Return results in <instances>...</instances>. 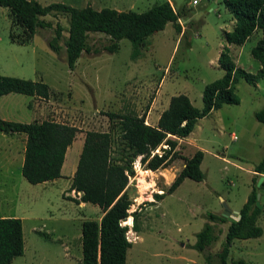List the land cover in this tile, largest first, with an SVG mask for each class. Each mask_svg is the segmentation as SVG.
I'll use <instances>...</instances> for the list:
<instances>
[{
  "label": "rangeland",
  "instance_id": "rangeland-1",
  "mask_svg": "<svg viewBox=\"0 0 264 264\" xmlns=\"http://www.w3.org/2000/svg\"><path fill=\"white\" fill-rule=\"evenodd\" d=\"M35 1L41 5L63 3L75 8L89 5L95 10L142 12L161 0ZM170 2L175 11L183 5L189 9L187 16L178 19L182 34L166 23L161 31L146 38L140 55L131 58L128 40H119L117 50L108 52L103 49L107 38L98 32L89 33L87 51L81 52L72 69L65 63V31L58 41V53L47 44L53 36L51 29H37L26 44L11 42L8 32L19 39L21 30L10 23L7 10L0 7V75L42 81L50 89L48 99L17 93L4 96L12 110L9 120L29 122L31 111L24 105L28 99L34 121L53 120L75 127L74 140L66 151L65 175H69L67 165L76 163L85 131L108 130L107 113L144 115L150 124L177 94L185 95L200 110L204 85L223 75L217 57L226 45L222 31H229L233 20L221 0H212L210 9L206 0L197 4L191 0ZM44 19L66 28L64 16ZM259 37L257 31L241 45H226L235 65L249 73L259 68L250 55ZM233 92L237 104H224L196 121L187 135L193 147L186 148L175 138L179 144L168 166L150 171L134 161V175L127 184L131 201L128 213L138 212L134 226L132 220L123 225L131 244L125 264H204L205 252L213 255L219 251L228 221L214 224L217 238L205 252L191 248L195 234L207 221L208 213L222 214V204L231 210L244 203L252 187L251 178L257 181L260 176L251 174L252 166L264 153V126L253 117L264 105V77L255 85L239 78ZM5 135L0 139V149L13 155L5 159L0 151V216L21 218L23 236V254L9 264H80L81 223L99 221L101 210L90 203H77L78 194L68 191L65 180L57 186L28 183L18 170L15 138ZM196 148L203 151L199 165L203 179L185 178L173 192L154 201L153 195L166 190L183 159ZM258 201L261 213L256 225L262 234L233 239L227 263L241 258L246 264H264V193Z\"/></svg>",
  "mask_w": 264,
  "mask_h": 264
},
{
  "label": "trees",
  "instance_id": "trees-1",
  "mask_svg": "<svg viewBox=\"0 0 264 264\" xmlns=\"http://www.w3.org/2000/svg\"><path fill=\"white\" fill-rule=\"evenodd\" d=\"M221 3L233 20L232 28L222 31L226 45H241L254 32H260V37L250 49L251 57L259 64L258 70L249 73L236 66L225 45L217 57L223 75L204 85L200 110L193 107L185 95L177 94L170 97L155 125L145 123L144 115L109 112L107 131H85L68 191L78 194L77 203L96 205L102 215L99 221L84 220L81 223L80 264H125L126 251L131 244L123 225L131 216L134 226L138 212L128 213L131 201L127 184L129 177L134 175V161L138 160L145 170L165 168L175 157V138L186 137L196 121L213 110L224 104L238 103L233 89L239 78L255 85L264 77V0H221ZM0 7L7 10L10 23L21 30L19 39L11 31L8 32L11 42L26 44L37 29H51L53 36L47 44L51 51L58 53V41L65 31L62 46L68 69L73 68L82 51H87L89 33L103 34L107 38L103 49L108 52L117 50L119 40H128L131 44L130 56L136 58L146 38L161 31L166 23H170L173 30L180 33L178 19L189 13L184 5L179 10H173L167 0H161L142 12L111 8L95 10L89 5L75 8L63 3L41 5L35 0H0ZM58 15L66 18V28L57 22L52 25L50 20L44 19L46 16L55 18ZM8 93L48 99L50 89L42 81L0 75V96ZM253 117L264 126V105L253 113ZM0 132L25 135L20 174L28 183L39 184L61 177L64 155L74 140L76 128L53 120L16 122L0 118ZM161 145L165 147L161 148ZM202 156L201 150H195L184 158L183 166L166 190L155 193L153 200L173 192L185 178L202 180L203 173L199 167ZM253 172L264 175V153L253 166ZM251 182V190L238 210L239 219L228 222L219 251L213 255L205 252L217 238L214 224L226 223V219L208 213L207 221L195 234L191 248L200 253L205 252L204 264H246L241 258L230 263L226 259L233 239L257 238L262 234L261 228L256 225L261 213V209L255 205L256 179L252 177ZM22 254L20 219L0 217V264H9Z\"/></svg>",
  "mask_w": 264,
  "mask_h": 264
},
{
  "label": "crops",
  "instance_id": "crops-1",
  "mask_svg": "<svg viewBox=\"0 0 264 264\" xmlns=\"http://www.w3.org/2000/svg\"><path fill=\"white\" fill-rule=\"evenodd\" d=\"M170 4H171V2H170V0H167ZM209 3V2H208ZM172 6V5H171ZM212 5L211 4H209L208 5V7H207V9H210V7H211ZM173 8V7H172ZM174 10V9H173ZM233 24V22H231V25ZM179 34H182V26H181V31H180V33ZM229 49H230V47H228ZM8 94H11V93H8ZM8 94H5V95H2V96H0V118L1 119H4V120H9L10 118V114L9 113H11L12 112V110L9 108V103H8V101H6V99H4L5 97L4 96H6V95H8ZM13 94V93H12ZM29 98H32L31 96H28ZM3 99V100H2ZM2 100V101H1ZM24 100V99H23ZM24 105H25V107H26V109L27 110H29V111H31V115L29 114L28 115V121L29 122H31V121H33L35 118H34V115H33V109H31V107H30V104H29V101H28V99H27V101L25 102L24 101ZM11 110V111H10ZM159 115V114H158ZM158 115H157V118H158ZM145 123H147L146 121H145ZM155 123H156V120H155V122H154V120L153 119H150V125H155ZM148 124V123H147ZM190 134V133H189ZM188 134V135H189ZM9 136H11V137H13V138H15V141H16V145H18V147H17V149H16V154H17V156H19V163H18V170L20 171V167H21V164H22V157H23V149H24V142H25V135L23 134V133H13V134H8ZM6 135L5 134H3V133H1L0 132V139L1 138H6L5 137ZM178 140H181V141H179V142H183L184 144H185V146H186V148L187 147H189V146H192L193 147V145H191V141L189 140V139H187V136L186 137H184V138H179ZM179 144V143H178ZM177 144V145H178ZM191 147V148H192ZM179 147H177L176 149H178ZM195 150H200V149H195ZM0 151H2V155H3V157H5V159H10L11 158V156L13 155V154H11V153H9V151H4V150H2V149H0ZM66 151H67V149H66ZM4 153H5V155H4ZM202 153H203V151H202ZM190 153H188V156L187 157H189L190 155H189ZM192 154V153H191ZM65 157H66V152H65V155H64V160H63V163H62V166H61V169H60V175H61V177H59V178H56V179H54V180H51V181H47V182H43V183H41V185L42 186H46V185H56L57 186V184H59V182L61 181V180H65V182H66V188L67 187H69V184H70V179H71V176H72V174H73V172H74V169H75V165H76V163H72V164H70V165H67V167H68V172H69V175H65L64 174V172H63V169L65 168ZM187 157H185V158H187ZM203 157V156H202ZM202 160V159H201ZM255 165V164H254ZM253 165V166H254ZM182 166H183V162H182ZM253 166H252V169H251V174H254V175H257V176H259V175H263V174H256L255 172H253ZM254 177V176H253ZM65 189V188H64ZM64 189H61L62 190V192L64 191ZM61 192V193H62ZM73 192V191H72ZM261 195V194H260ZM260 195H259V197H260ZM246 200V199H245ZM245 202V201H244ZM80 204H84V203H82V202H79ZM241 207V206H240ZM240 207L239 208H237V209H231L230 211L233 213V214H236V213H238V210L240 209ZM221 212V211H220ZM220 212H218V215L220 214ZM0 217H6V216H0ZM20 219V222L22 221L21 220V218H19ZM22 239H23V236H22Z\"/></svg>",
  "mask_w": 264,
  "mask_h": 264
},
{
  "label": "water",
  "instance_id": "water-1",
  "mask_svg": "<svg viewBox=\"0 0 264 264\" xmlns=\"http://www.w3.org/2000/svg\"><path fill=\"white\" fill-rule=\"evenodd\" d=\"M206 1L210 3L212 0H206ZM263 179H264V176L260 175L256 181L257 192L255 194V205L257 207H260L259 201H258L259 195L264 193V185L262 184ZM222 208H223L222 214L220 215V217L226 219V221L235 222L239 219L240 215L238 213L233 214L224 204H222Z\"/></svg>",
  "mask_w": 264,
  "mask_h": 264
},
{
  "label": "bare ground",
  "instance_id": "bare-ground-1",
  "mask_svg": "<svg viewBox=\"0 0 264 264\" xmlns=\"http://www.w3.org/2000/svg\"><path fill=\"white\" fill-rule=\"evenodd\" d=\"M143 173H145V172H143ZM144 187V186H143ZM130 222H131V218L130 217H128L126 220H125V224H130Z\"/></svg>",
  "mask_w": 264,
  "mask_h": 264
},
{
  "label": "built area",
  "instance_id": "built-area-1",
  "mask_svg": "<svg viewBox=\"0 0 264 264\" xmlns=\"http://www.w3.org/2000/svg\"><path fill=\"white\" fill-rule=\"evenodd\" d=\"M198 1H199V0H191V3H192V4H197ZM157 151H158V150H155L154 152L158 153ZM263 176H264V175H263ZM263 180H264V179H263Z\"/></svg>",
  "mask_w": 264,
  "mask_h": 264
}]
</instances>
